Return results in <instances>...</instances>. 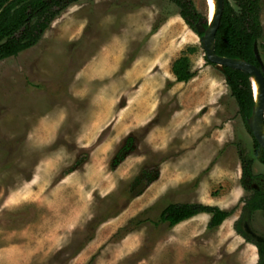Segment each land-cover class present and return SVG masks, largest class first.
<instances>
[{
    "label": "rangeland",
    "instance_id": "1",
    "mask_svg": "<svg viewBox=\"0 0 264 264\" xmlns=\"http://www.w3.org/2000/svg\"><path fill=\"white\" fill-rule=\"evenodd\" d=\"M191 1L206 21V1ZM181 57L187 83L171 73ZM253 151L176 5L76 1L37 45L0 60V264H257L234 230L264 238V212H246L240 184L242 160L264 177ZM185 203L232 215L214 231L206 215L158 224Z\"/></svg>",
    "mask_w": 264,
    "mask_h": 264
},
{
    "label": "trees",
    "instance_id": "2",
    "mask_svg": "<svg viewBox=\"0 0 264 264\" xmlns=\"http://www.w3.org/2000/svg\"><path fill=\"white\" fill-rule=\"evenodd\" d=\"M76 1L79 0H0V60L15 57L37 45L55 18ZM233 1L237 10L228 0H224L219 27L215 35V54L220 57L244 60L260 68L261 64L254 56V45H257V49L260 47L258 41L262 36L261 2L260 0ZM170 2L179 8L180 18L190 30L196 33L195 24L198 19L202 20V18L192 1L170 0ZM206 21H203L204 27L207 26ZM189 52L192 51L189 50ZM206 63L211 65L207 61ZM262 63L264 65V62ZM171 73L175 78V83H187L194 77L189 70L186 57H181L172 63ZM222 74L237 104L238 114L246 124L254 105L249 76L229 68H223ZM253 152L256 160L264 166V150L255 140ZM240 167L241 187L245 192L250 193L245 200L244 209L249 214L264 212V177L255 176L252 173L251 161L242 160ZM140 184L141 179H134L131 185L132 191ZM142 191L143 189L138 191L136 196ZM200 214L210 216L207 230L214 231L232 215V212L203 204H169L160 212L158 224H167L171 229ZM139 224L140 222H137V225ZM234 230L243 237L246 243L255 246L259 257L257 264H264V244L251 242L249 236L239 231L237 227Z\"/></svg>",
    "mask_w": 264,
    "mask_h": 264
},
{
    "label": "water",
    "instance_id": "3",
    "mask_svg": "<svg viewBox=\"0 0 264 264\" xmlns=\"http://www.w3.org/2000/svg\"><path fill=\"white\" fill-rule=\"evenodd\" d=\"M215 2V10L212 19L207 22L206 27H204L203 21L198 19L195 24V34L197 36L200 35L204 58L208 63L214 65L221 72L223 68L240 71L249 76L250 83L252 80L256 82L257 96L253 93V86L251 83L254 105L250 117L246 120V125L254 140L264 150V65L258 54L257 45H254V56L255 59L260 62V68L244 60L220 57L215 54V35L219 27L224 0H215ZM256 241L257 243L264 244V238L257 236Z\"/></svg>",
    "mask_w": 264,
    "mask_h": 264
},
{
    "label": "bare ground",
    "instance_id": "4",
    "mask_svg": "<svg viewBox=\"0 0 264 264\" xmlns=\"http://www.w3.org/2000/svg\"><path fill=\"white\" fill-rule=\"evenodd\" d=\"M206 1V7H207V22L210 21L213 17V14H214V10H215V0H205ZM187 37V36H186ZM191 40V39H190ZM252 83V86H253V93L255 96H257V87H256V82L254 80L251 81ZM227 222V221H226ZM227 223H225L224 225H226ZM250 252V258L253 257L254 258V252L253 250H249Z\"/></svg>",
    "mask_w": 264,
    "mask_h": 264
},
{
    "label": "crops",
    "instance_id": "5",
    "mask_svg": "<svg viewBox=\"0 0 264 264\" xmlns=\"http://www.w3.org/2000/svg\"><path fill=\"white\" fill-rule=\"evenodd\" d=\"M204 215H206V214H200V215H197V216H195L193 219H196V218H198V217H200V216H204ZM206 216H208V219H210L209 218V215H206ZM229 219V218H228ZM228 219H226V221L228 220ZM225 221V222H226ZM208 222H209V220H208ZM177 226V225H176ZM175 226V227H176ZM174 228V227H173ZM206 228H207V226H206ZM233 230V229H232ZM246 243V242H245ZM247 244V247L245 248V253H244V257H245V259L247 260V253H250L249 252V250H251V249H253V248H255V246L254 245H252V244H249V243H246ZM252 247V248H251ZM249 260V259H248ZM248 260H247V262H248Z\"/></svg>",
    "mask_w": 264,
    "mask_h": 264
},
{
    "label": "flooded vegetation",
    "instance_id": "6",
    "mask_svg": "<svg viewBox=\"0 0 264 264\" xmlns=\"http://www.w3.org/2000/svg\"><path fill=\"white\" fill-rule=\"evenodd\" d=\"M254 187V189H257V187L256 186H253ZM242 233H244L245 235H247V236H251V237H256L255 236V234L250 230V228L247 226V225H245L244 226V230L243 231H241ZM263 244V243H262Z\"/></svg>",
    "mask_w": 264,
    "mask_h": 264
}]
</instances>
